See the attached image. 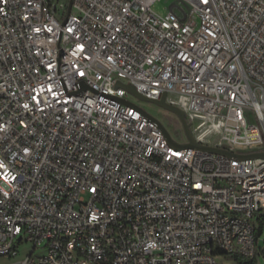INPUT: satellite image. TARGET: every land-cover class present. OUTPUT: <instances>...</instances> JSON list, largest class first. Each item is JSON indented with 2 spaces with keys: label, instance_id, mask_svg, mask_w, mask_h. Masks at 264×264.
I'll use <instances>...</instances> for the list:
<instances>
[{
  "label": "built area",
  "instance_id": "1",
  "mask_svg": "<svg viewBox=\"0 0 264 264\" xmlns=\"http://www.w3.org/2000/svg\"><path fill=\"white\" fill-rule=\"evenodd\" d=\"M158 1L0 0V257H264V158L176 148L118 85L166 94L202 144L264 152V0Z\"/></svg>",
  "mask_w": 264,
  "mask_h": 264
},
{
  "label": "water",
  "instance_id": "2",
  "mask_svg": "<svg viewBox=\"0 0 264 264\" xmlns=\"http://www.w3.org/2000/svg\"><path fill=\"white\" fill-rule=\"evenodd\" d=\"M118 85L125 87L129 92L135 94L139 99L156 103V104L162 106L163 108L169 110L170 112H172L173 114H175L178 117L179 121L181 122L183 131H184V134H185V137L187 140L186 142L176 141L171 136L170 132L167 130V128L164 126V124L159 119H157L156 117L151 115L144 108H142V107H140V106H138V105H136V104H134L128 100H125V99L122 100L124 103L129 104V105L137 108L144 115L148 116L150 119L155 121L157 123L158 127L164 133V135L167 138L170 145H172L176 148H194V149H199V150H203V151H209L212 153L222 154V155H226V156L234 157V158H239V159H250V158H259V157L264 158V152H256V153H249V154H238V153H234V152H231L229 150L222 149V148H219L216 146H210V145L202 144L199 141H197L195 139V137L193 136L192 130L190 128V124L186 120L185 112L181 108H179L178 106L168 103L166 100L167 99L166 94H164L160 100L148 99V98L140 95L139 93H137L134 86H132L130 84H122L119 82Z\"/></svg>",
  "mask_w": 264,
  "mask_h": 264
},
{
  "label": "rangeland",
  "instance_id": "3",
  "mask_svg": "<svg viewBox=\"0 0 264 264\" xmlns=\"http://www.w3.org/2000/svg\"><path fill=\"white\" fill-rule=\"evenodd\" d=\"M177 0H160L153 5V11L159 15H166L168 13V8L175 4ZM131 93V92H130ZM133 100L142 105V107L148 111L151 115L159 119L167 130L170 132L171 136L180 142H185L186 137L179 121L178 117L170 112L169 110L163 108L162 106L139 99L135 94L131 93ZM212 133V132H211ZM264 244V231L261 235V245ZM27 248H30V245H26ZM19 259H10L6 257H0V264H18ZM220 264H238L235 261L230 260V258L225 256H219ZM258 264H264V257L260 256L257 260Z\"/></svg>",
  "mask_w": 264,
  "mask_h": 264
},
{
  "label": "trees",
  "instance_id": "4",
  "mask_svg": "<svg viewBox=\"0 0 264 264\" xmlns=\"http://www.w3.org/2000/svg\"><path fill=\"white\" fill-rule=\"evenodd\" d=\"M263 228H264V216L260 219V228L258 229V235L262 232ZM226 257L237 262L238 264H253V263H248L244 261L240 256H237V255H230Z\"/></svg>",
  "mask_w": 264,
  "mask_h": 264
},
{
  "label": "bare ground",
  "instance_id": "5",
  "mask_svg": "<svg viewBox=\"0 0 264 264\" xmlns=\"http://www.w3.org/2000/svg\"><path fill=\"white\" fill-rule=\"evenodd\" d=\"M197 136H198V137H201V138H203V139L205 138L203 135H200V133H197Z\"/></svg>",
  "mask_w": 264,
  "mask_h": 264
}]
</instances>
